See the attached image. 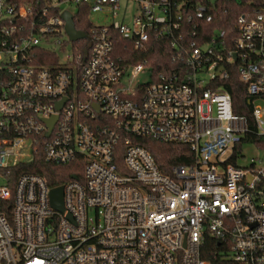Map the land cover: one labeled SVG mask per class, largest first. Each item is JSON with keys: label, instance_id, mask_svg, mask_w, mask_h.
<instances>
[{"label": "built area", "instance_id": "built-area-1", "mask_svg": "<svg viewBox=\"0 0 264 264\" xmlns=\"http://www.w3.org/2000/svg\"><path fill=\"white\" fill-rule=\"evenodd\" d=\"M56 1L0 0V264H264V157L239 161L264 144V0L235 34L213 26L219 0ZM61 3L106 20L71 41ZM117 37L163 43L165 71L120 56ZM234 66L249 114L222 88ZM141 139L193 160L165 173ZM37 155L81 179L10 185L6 168Z\"/></svg>", "mask_w": 264, "mask_h": 264}, {"label": "trees", "instance_id": "trees-1", "mask_svg": "<svg viewBox=\"0 0 264 264\" xmlns=\"http://www.w3.org/2000/svg\"><path fill=\"white\" fill-rule=\"evenodd\" d=\"M20 3L36 2L45 3L49 0H14ZM263 0H219L217 9L215 11V18L213 26L223 28L225 31L236 32V18L244 11L250 13L257 12ZM89 8L85 4H79L77 11L74 14V24L77 30L89 32L93 26L89 18ZM115 48L122 57L132 56V62L137 63L141 60H146L153 66V71L158 73L165 71L163 64L171 60V53L169 48L163 43L154 41L149 45L147 52L137 51L133 49L131 43L123 41L121 38H115ZM229 76L222 82V88L231 94L234 112L239 114H249L251 110V96L248 92L247 84L239 80L235 71V66L232 70L229 68ZM248 141H256L255 137L247 138ZM138 143L148 148L153 155L159 167L168 173L173 165L189 164L193 160V155L189 148L183 144L165 143L154 139H141ZM264 146L263 143H261ZM237 153V152H236ZM236 153H234L226 162L233 164L239 163L236 161ZM76 167L54 165L44 161L41 155L35 156L30 162H21L15 166L6 168L7 176L9 177L10 185H13L17 176L22 173H36L42 175L50 186L62 184L71 179V176L77 173ZM76 175V174H75ZM78 175V176H77ZM77 178L81 179V174L77 173ZM206 248L209 251L206 258L212 262V252L217 250V241L211 237L206 239Z\"/></svg>", "mask_w": 264, "mask_h": 264}, {"label": "water", "instance_id": "water-1", "mask_svg": "<svg viewBox=\"0 0 264 264\" xmlns=\"http://www.w3.org/2000/svg\"><path fill=\"white\" fill-rule=\"evenodd\" d=\"M61 17L65 23L64 26L65 32L71 41H76L86 36L85 32H83L82 30H77L75 28L74 15L70 11L68 10L63 11ZM60 105L61 103H59V107ZM52 123L53 122L50 123V127H52L53 125ZM62 199H63L62 186L52 188L50 191L51 204L55 209L59 211L63 210Z\"/></svg>", "mask_w": 264, "mask_h": 264}, {"label": "rangeland", "instance_id": "rangeland-1", "mask_svg": "<svg viewBox=\"0 0 264 264\" xmlns=\"http://www.w3.org/2000/svg\"><path fill=\"white\" fill-rule=\"evenodd\" d=\"M56 1V0H54ZM57 2V1H56ZM60 8L62 9H67L73 13H75L77 11V8L72 5V4H68V3H61L60 5ZM135 10L132 8L131 9V12L133 13ZM89 18L91 19L92 23L93 24H98V23H101L102 21L106 20L104 18V15L100 14V13H91L89 15ZM256 105H262V102H256L255 103ZM260 151L259 150H256L254 147L252 146H246L244 149H243V154H244V157L243 158H240V163L243 164V163H248L249 160L252 158V157H255V156H261V157H264V146H260ZM228 154H226L225 156H223L222 159L226 158Z\"/></svg>", "mask_w": 264, "mask_h": 264}]
</instances>
